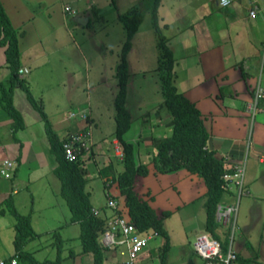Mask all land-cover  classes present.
Instances as JSON below:
<instances>
[{
	"label": "crops",
	"instance_id": "1",
	"mask_svg": "<svg viewBox=\"0 0 264 264\" xmlns=\"http://www.w3.org/2000/svg\"><path fill=\"white\" fill-rule=\"evenodd\" d=\"M0 1L13 27L19 32V77L26 81L33 97L41 101L43 110L59 139L65 140L79 130L87 128L93 130L92 127L96 125V122L89 108L77 102L79 90L77 75L75 76L77 72L72 71L73 67L69 65L62 66L56 72L50 68L53 59L69 58V55L61 51L48 52L43 46L47 19L52 18V15L47 14L45 10L47 1ZM247 1L251 2L233 0L228 6L222 7L218 0H213L210 10L208 8L206 10V4L202 2L193 4L168 1L164 3L161 0L158 12L164 10V13L160 14V11L158 17L161 25L169 31L166 37L176 60L174 85L179 92L194 102L203 114L205 125L210 133L207 147L218 157L223 158L229 168L244 165L243 179L246 188L250 189L258 185L261 177L264 179V97L258 101V119L254 116V119L256 118L254 121L257 123L250 135V138L255 136L258 141L255 149L247 141L250 132L247 104L253 100L257 88L264 91V17L255 19L258 12H261L258 0ZM253 9L254 16L250 15ZM65 11L64 8V16ZM69 13L74 14L75 11ZM86 15L79 14L76 17L78 23H88L86 19L88 15ZM176 18L182 21V27L177 31L171 29ZM79 19L83 20L79 21ZM234 32V35L240 34L237 41V36H231ZM171 41H176L179 55L174 52ZM235 42L238 44V51H234ZM133 45L134 43L129 53L132 52ZM128 66L131 75L133 66L130 61ZM137 66H139L136 67L137 72L146 70L144 64ZM37 70L43 71V75H36ZM9 77L10 70L6 66L5 47L0 46V83L7 86ZM130 78L131 76L129 80ZM33 81L37 82L38 94L32 88ZM128 85L129 82L127 88ZM15 89L13 103L22 114L24 122L22 128L13 131L12 118L0 102V228L6 227L1 223V218L11 214L10 206L7 204L10 203L18 213L30 216L35 233H51L59 228L62 237L66 240L71 239L73 242L79 235V224L70 222L69 211L64 208L58 198V195L62 196L59 193L60 181L54 173L57 160L50 149L44 122L27 98L30 107L27 108L21 102V105L17 104ZM140 104L146 106L144 101ZM72 105H77L79 109L67 110ZM81 106L84 107L81 108ZM86 109L89 111V117L86 120L69 116L73 111ZM135 114L130 128L133 123L135 127L132 132L129 128L127 131L129 135L126 137L125 134V139L134 144L138 161L142 155H146V158L147 155L151 157L150 160L146 159L149 173L139 177L144 187L149 188L154 182L155 188L152 190L151 187L152 193L145 199L157 213H160L166 207L162 204L171 200L169 201L170 197H164L161 199V205L160 199L157 200L162 193V188L155 182L158 183L164 174L156 172L151 160L157 141L171 135L173 124L167 113L158 112L153 108H150V112L149 109L141 108ZM90 133L93 146L89 156L82 159L87 169V177L91 170L99 174V169L108 164H112L116 174L122 160L115 150V147L119 145L118 140L113 135L112 145H107L104 139L96 138L92 131ZM138 153L141 154L138 156ZM249 159L255 162V166L247 168L246 162ZM5 160L14 163L13 167L6 168L10 172L9 177H5L1 172ZM98 161L99 164H97ZM88 165H93V168L89 170ZM194 175L196 174L189 173V180L198 182V177ZM109 181L105 182L103 179L104 193L107 196L106 193L109 192L108 194H112L117 199L118 189L115 194L111 191L116 184L109 185ZM139 195L143 197L142 194ZM241 197L239 199L228 197L223 202H233L238 205ZM36 202L39 203L37 209L34 207ZM59 207L61 212L57 210ZM158 207H164V209L158 210ZM95 209L92 208L93 211ZM98 214H100L99 210ZM13 229L14 224H11L8 227L9 233L13 232ZM66 244L68 245L69 242ZM13 256L14 253L9 258H14ZM120 256L118 249H109L104 264H123L124 260ZM59 264H94V256L92 252H88L66 258Z\"/></svg>",
	"mask_w": 264,
	"mask_h": 264
},
{
	"label": "rangeland",
	"instance_id": "2",
	"mask_svg": "<svg viewBox=\"0 0 264 264\" xmlns=\"http://www.w3.org/2000/svg\"><path fill=\"white\" fill-rule=\"evenodd\" d=\"M46 1L47 5L45 6V10L47 14L52 15V18L47 19V29L43 46L48 52L61 51L69 55V58L53 59L50 68L56 72L62 66L69 65L73 67L72 71L77 72V74L75 73L79 85L77 102L84 104L85 108H89L90 114L95 119L96 125L92 127L93 130L89 129V131H92L93 136L96 135V138L104 139L107 145H112L111 140L115 129L114 97L118 90L116 66L120 61L121 49L125 40V30L119 20V15L126 13L134 4L141 9L144 17L137 32L134 34L132 40V43H134L133 50L127 55L128 62L130 61L131 66H133V73L130 75L131 78L128 81L126 107L132 117L141 108L143 110L149 109V112L150 108H153L158 112L163 111L166 113L161 93V82L158 71L156 70L158 50L156 47V35L152 25L151 7L153 0ZM168 1L180 3L191 2L193 4L202 2L206 4V10L207 8L210 10L213 3V0H163L164 3ZM245 1L248 3L251 2ZM258 6L261 8V12H258L255 19L264 17V10L262 11L264 9V0H258ZM62 7L63 11L65 7H69L75 13L70 14L65 11L66 15L64 16ZM163 13L164 10L160 12V14ZM79 14H87L88 17L86 19H88V23H78L76 17ZM181 22L180 19L178 20L176 18L171 29L177 31L178 28L182 27ZM159 24L163 34L166 36L169 31L165 30L160 21ZM233 29L236 31L235 28ZM234 34L235 32L231 36H237ZM239 37L240 34L237 36L236 41ZM171 46H173L174 52L179 55L180 52L178 51L179 48L176 45V41H171ZM233 48L234 51L239 50L236 42L233 44ZM139 64H142V66L144 64L146 70L137 72L136 67H139L137 66ZM43 73V71H36V75L41 74L42 76ZM33 82L32 88L38 94L37 82ZM15 90L17 104L21 105V102L27 108L30 107L24 90L22 88H16ZM141 101H144L146 106H142L140 104ZM84 106H81V108ZM70 108L74 110L79 109L77 105H72L67 110ZM247 112L249 114L248 127L250 129L247 141L255 149V144L258 141L255 136L250 138V135L252 134V130L255 129L254 126L257 122L254 120L256 118L258 119V112L256 110V114L254 115L256 117L255 119L251 112ZM134 127L135 125L133 123L130 132L133 131ZM128 133H126V137H128ZM90 136H92L91 133ZM89 151L86 152L82 159L89 156ZM139 154L141 153H138V156ZM140 158L141 161H139L144 163H147L146 161L151 159L149 155H147V158L146 155H142ZM246 163L247 168L252 165L255 166V162L252 159H249ZM90 168H93V165H88L89 170H91ZM122 168L123 166L120 164L118 172ZM189 173L187 170H180L178 173L164 174L158 180V183L155 182V184L162 188V193L157 198V200L160 199V205L162 202L161 199L164 197H170L169 201L171 200L170 202L162 204V206H166L165 210L171 211V215L164 220V227L170 236V248L166 254L165 264H203L202 258L197 254L194 247L197 237L202 234L217 238L221 244L223 242L226 243L225 246L222 244L223 248H227L231 244L232 248L238 254L249 258L250 264H264L263 177L258 180V185L256 184L250 189L245 188L248 193L241 197L237 215L234 219H231L226 224L219 223L216 220L218 227L216 228L217 237H215L210 231L205 229L206 212L204 203L207 190L205 182L198 175H194L198 177V182L189 180ZM88 175L86 189L91 194L90 201L92 207L96 208L95 210L98 209L101 215L105 214L112 217L115 212L107 204L108 196L104 193L103 178L95 170H91ZM141 177H138L136 180L135 190L137 193L142 194V198L145 199V197L148 198L155 187L153 185L154 182L150 184L151 186L149 188L144 187L143 182H141ZM149 179H152V177H149ZM117 189L118 187L114 185L111 190L112 193L114 192L113 194H115ZM108 193L106 194L108 195ZM117 193L116 196L118 197L119 192ZM224 194L225 198L223 201L228 197H236L235 190H224ZM110 195L113 196L112 194ZM58 198L64 205V208L69 211L66 201L63 200L64 198L59 195ZM119 199L122 200L121 198ZM223 201H220L217 206L220 203H224ZM38 206L39 203L36 202L35 209ZM164 207H158V210L164 209ZM57 210L61 212V207L57 208ZM1 221L6 227L0 228V258L8 259L14 253V244L12 241L14 231L9 233L8 227L11 224H15L16 219L13 214H7L5 218H1ZM8 224L9 226H7ZM140 233L144 234V232ZM54 240L51 237V233H41L36 239L29 242L27 249L34 252L37 260L52 259L56 256V247L52 244ZM163 242L161 236H153L147 245L138 253L135 264H161L160 246ZM70 247H73L72 250L74 251L78 250V241L72 242L69 245V249ZM66 252L67 250L65 249L62 251V254ZM120 257L124 260L123 256ZM19 264L36 263L20 260Z\"/></svg>",
	"mask_w": 264,
	"mask_h": 264
},
{
	"label": "trees",
	"instance_id": "3",
	"mask_svg": "<svg viewBox=\"0 0 264 264\" xmlns=\"http://www.w3.org/2000/svg\"><path fill=\"white\" fill-rule=\"evenodd\" d=\"M160 4L161 0H153L151 7L152 25L158 50L156 70L161 82L163 105L171 118L173 130L170 136L157 141L151 162L158 173L171 174L185 169L204 180L207 187L204 203L205 229L217 237L216 208L217 204L225 198L222 176L232 171L233 168H229L223 158L218 157L213 150L207 147L210 133L205 125L203 114L195 103L182 92H179L174 85L176 60L167 37L163 34L159 24L158 8ZM143 17L141 9L135 5L130 7L126 13L119 15V20L125 30V40L121 49L120 61L116 66L118 90L114 97L115 129L113 135L118 140L123 152L121 160L123 168L115 174L112 164H108L99 169V174L105 182L110 180L109 185L116 184L118 187V209L114 212L128 216L129 220L141 232L153 231L163 238L164 242L160 246L161 264H165L166 254L170 248V236L164 227V220L171 215V211L163 210L157 213L148 200L136 192L135 182L137 178L146 176L149 169L147 163L137 160L134 144L125 139V134L132 123L131 113L126 107L127 83L130 76L127 55L131 49L134 34L142 23ZM18 38L19 32L13 27L0 1V46L5 47L6 66L10 70L9 84L6 86L0 83V102L12 118L13 131L22 128L24 126L22 114L13 103V91L16 87H21L31 106L39 113L44 122L50 149L57 160L54 173L60 181L59 193L68 205L70 222L79 224V235L74 240L78 241L79 249L76 251L72 250L73 247L69 249V245L72 244L71 239H64L59 228L54 229L51 231V237L55 239L52 244L56 247V256L52 259L37 260L34 252L26 247L30 241L39 235L32 228L30 216L18 213L10 203H7L10 206V213L16 219L13 257L17 259L18 264L20 260L31 261L36 264H59L66 258L92 252L94 264H104L109 249L102 245L101 236L107 228L110 216L94 214L90 193L86 190L87 169L84 167L82 159L69 161L65 158L62 148L64 140H60L53 130L41 101L33 97L26 81L19 77ZM67 242H69L68 245ZM222 244L225 246L226 243L223 242ZM65 249L67 252L62 254ZM10 259L5 260L9 262ZM238 260L241 263L250 264L249 258L239 254Z\"/></svg>",
	"mask_w": 264,
	"mask_h": 264
},
{
	"label": "built area",
	"instance_id": "4",
	"mask_svg": "<svg viewBox=\"0 0 264 264\" xmlns=\"http://www.w3.org/2000/svg\"><path fill=\"white\" fill-rule=\"evenodd\" d=\"M233 0H218L222 7L228 6ZM67 12L74 13L69 7H65ZM250 15H255V10L250 11ZM264 97V91L257 88L254 98L247 104V111L254 116L258 109V101ZM71 118H80L86 120L89 117V111H73L69 114ZM92 141L89 128L79 130L71 134L62 143L63 153L67 160L78 161L91 149ZM118 157H123V152L119 146L115 147ZM90 152V151H89ZM14 166L13 161L5 160L1 172L5 177L10 176V172L6 168ZM244 166L235 165L232 171L223 174L222 188L225 191L235 190L236 197L239 199L248 191L243 179ZM107 204L114 211L118 209V201L107 195ZM238 205L233 202L220 203L216 208V220L219 223L226 224L237 215ZM98 214V210L93 211ZM141 231L132 223L128 216L115 213L108 219L107 228L101 236L102 245L108 249H118L119 254L124 257L123 264H135L138 253L147 245L153 236L158 234L153 231L140 233ZM195 251L202 258L203 264H242L238 260V253L229 244L227 248H223L217 238L207 234L199 235L194 243ZM0 264H18L16 258H11L9 262L0 258Z\"/></svg>",
	"mask_w": 264,
	"mask_h": 264
},
{
	"label": "water",
	"instance_id": "5",
	"mask_svg": "<svg viewBox=\"0 0 264 264\" xmlns=\"http://www.w3.org/2000/svg\"><path fill=\"white\" fill-rule=\"evenodd\" d=\"M83 19H79V21H82Z\"/></svg>",
	"mask_w": 264,
	"mask_h": 264
}]
</instances>
